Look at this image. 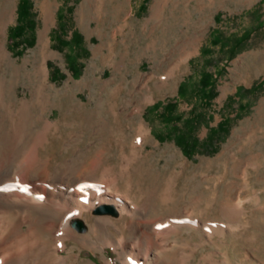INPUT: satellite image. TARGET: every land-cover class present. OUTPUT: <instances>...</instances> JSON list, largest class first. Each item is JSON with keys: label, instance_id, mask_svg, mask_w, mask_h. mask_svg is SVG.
Wrapping results in <instances>:
<instances>
[{"label": "rangeland", "instance_id": "1", "mask_svg": "<svg viewBox=\"0 0 264 264\" xmlns=\"http://www.w3.org/2000/svg\"><path fill=\"white\" fill-rule=\"evenodd\" d=\"M28 1L30 25L12 48L19 0H0V163L20 166L19 196L84 182L138 212L101 202L74 215L66 262L123 264L140 239V264H264V85L247 91L264 79V0ZM169 102L181 115L174 131ZM28 204L14 216L23 230L60 223ZM99 216L123 219L95 225ZM92 226L99 237L84 239Z\"/></svg>", "mask_w": 264, "mask_h": 264}, {"label": "bare ground", "instance_id": "2", "mask_svg": "<svg viewBox=\"0 0 264 264\" xmlns=\"http://www.w3.org/2000/svg\"><path fill=\"white\" fill-rule=\"evenodd\" d=\"M19 167L15 164L9 166L0 163V187L4 190V194H0V264H75L67 263V257L59 254L60 249L65 248L66 240L73 234L72 226L82 224L79 222L80 219L71 220L74 215L82 216L88 209L94 208L101 202L108 203V205L112 204L120 212L130 213L131 216L138 213L134 205L129 208L124 200L108 195L107 189L90 187L91 185L88 186L84 182L68 184L65 187H54V190H48L43 196L33 191L26 196H19L14 185L17 172L20 170ZM30 202L39 204L42 209L52 208L54 214L59 216L60 223L58 225H45L46 228L43 225H30L27 226L26 230L21 228L22 225L14 224L15 213H18L17 208L20 207V204ZM28 206L30 205L28 204ZM108 207L111 208L110 211L97 214L117 216V210L111 206ZM224 208L227 207L224 206ZM122 219L123 217L120 220ZM120 220L114 222L108 217H100L95 220V225H98L99 221L117 224ZM137 222L139 223L140 220ZM97 228L92 226L91 233L83 238L92 240L99 237ZM43 229L53 235V241L43 238ZM123 239L118 240L122 246L124 245ZM90 242L92 243V241ZM107 242L110 243L111 241ZM141 244L142 241L139 239L135 244L136 247L131 249V255L123 261V264H140V257L136 250L137 246ZM115 247L118 248L117 245Z\"/></svg>", "mask_w": 264, "mask_h": 264}, {"label": "trees", "instance_id": "3", "mask_svg": "<svg viewBox=\"0 0 264 264\" xmlns=\"http://www.w3.org/2000/svg\"><path fill=\"white\" fill-rule=\"evenodd\" d=\"M146 1L147 0H143L142 4L140 5L141 9L145 7ZM29 8L30 6H29L28 0H19L18 5H17V17H16L17 22L14 26L9 28V32H8V40L10 41L11 43L10 47L12 48L17 47L19 38H21L24 35L25 29L29 27L30 25L31 20L29 18V14H30ZM60 18H62L61 14H59V19ZM74 36L76 35L74 34ZM77 41L78 40H75V42ZM68 60H69L68 66L72 72V75L74 77H77L79 75L80 67L77 63H75V60H76L75 56L68 55ZM199 85H200L202 100L203 99L207 100V98L209 99L214 95V83H213V79L211 78V74L203 72L199 80ZM263 85H264V79L255 83L247 91L254 92L255 90L262 87ZM184 87H185V83L181 82L179 89H178L180 94L184 92ZM240 90H241V87H238L237 92ZM153 107L157 108L159 107V104L155 103L153 104ZM175 107H176L175 102H169L164 106V112L166 113L165 116L168 118L169 123L172 124L173 131L178 129L177 123L181 120V115L174 113ZM187 120L189 121V119H186V121ZM176 141L178 145L181 146L183 152L186 155H190L192 153V150L194 149L193 143L190 142L187 135H185L184 133H179L176 138Z\"/></svg>", "mask_w": 264, "mask_h": 264}, {"label": "water", "instance_id": "4", "mask_svg": "<svg viewBox=\"0 0 264 264\" xmlns=\"http://www.w3.org/2000/svg\"><path fill=\"white\" fill-rule=\"evenodd\" d=\"M110 210H111V208L108 207L107 205H100V206L96 207L95 212L96 213H104V212H107ZM79 222L82 223L81 221H79Z\"/></svg>", "mask_w": 264, "mask_h": 264}, {"label": "snow or ice", "instance_id": "5", "mask_svg": "<svg viewBox=\"0 0 264 264\" xmlns=\"http://www.w3.org/2000/svg\"><path fill=\"white\" fill-rule=\"evenodd\" d=\"M26 190V189H25Z\"/></svg>", "mask_w": 264, "mask_h": 264}]
</instances>
